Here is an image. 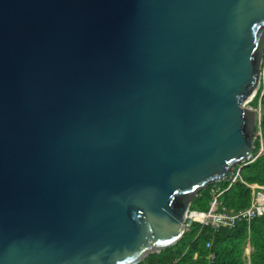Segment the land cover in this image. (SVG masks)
<instances>
[{
  "label": "water",
  "instance_id": "water-1",
  "mask_svg": "<svg viewBox=\"0 0 264 264\" xmlns=\"http://www.w3.org/2000/svg\"><path fill=\"white\" fill-rule=\"evenodd\" d=\"M264 0H0V264H136L254 148Z\"/></svg>",
  "mask_w": 264,
  "mask_h": 264
},
{
  "label": "trees",
  "instance_id": "trees-1",
  "mask_svg": "<svg viewBox=\"0 0 264 264\" xmlns=\"http://www.w3.org/2000/svg\"><path fill=\"white\" fill-rule=\"evenodd\" d=\"M262 67L260 86L250 100L252 106L260 107L259 124L255 126V132L260 130L261 135L254 138V159L242 163L240 170L244 181L259 185H264V148L259 153L261 141L264 146V58ZM213 186L218 191L222 190L218 198L229 208H243L250 202L251 189L244 183L228 187L226 178L200 190L192 202L207 208ZM247 226L246 221H240L233 228H220L212 234L208 227L202 228L197 234L198 227L195 226L187 230L176 244L149 253L136 264H264V213L250 220L249 229ZM209 239L212 240L211 248L205 246ZM246 246L249 247L248 254L245 253ZM211 252L214 253L213 258H209Z\"/></svg>",
  "mask_w": 264,
  "mask_h": 264
},
{
  "label": "built area",
  "instance_id": "built-area-1",
  "mask_svg": "<svg viewBox=\"0 0 264 264\" xmlns=\"http://www.w3.org/2000/svg\"><path fill=\"white\" fill-rule=\"evenodd\" d=\"M260 112V108H259ZM258 116V124H259ZM261 135L260 130L255 132V137ZM261 141V138H260ZM263 142L261 141L259 153L263 150ZM255 156L253 154L247 161H251ZM246 162V161H245ZM244 163V162H243ZM242 163L234 166L229 172L226 179L228 180V187L237 184L244 183L251 189L250 202L246 207L233 209L225 206L221 203L218 196L222 190H217L215 186L211 189V199L207 208H202L199 205L191 201L190 206L185 214L183 224L187 230L193 227H198L197 234L200 233L202 228L208 227L211 234L216 232L220 228H233L238 222L246 221L249 229V222L251 219L258 217L264 213V185L257 183H248L241 177ZM207 248H211L212 240L209 239L205 242ZM214 253H209V258H213Z\"/></svg>",
  "mask_w": 264,
  "mask_h": 264
},
{
  "label": "rangeland",
  "instance_id": "rangeland-1",
  "mask_svg": "<svg viewBox=\"0 0 264 264\" xmlns=\"http://www.w3.org/2000/svg\"><path fill=\"white\" fill-rule=\"evenodd\" d=\"M258 107H259V105H258L257 107H254V106H253V108H256V109H257ZM259 108H260V107H259ZM254 135H255V132H254ZM248 252H249V247L246 246V248H245V253L248 254Z\"/></svg>",
  "mask_w": 264,
  "mask_h": 264
}]
</instances>
